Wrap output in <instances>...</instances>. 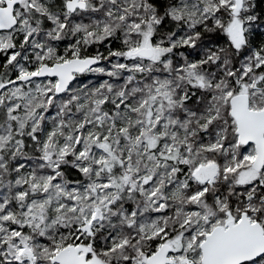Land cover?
Segmentation results:
<instances>
[{
    "label": "rangeland",
    "instance_id": "obj_1",
    "mask_svg": "<svg viewBox=\"0 0 264 264\" xmlns=\"http://www.w3.org/2000/svg\"><path fill=\"white\" fill-rule=\"evenodd\" d=\"M64 1L19 0L13 10L16 25L10 30L0 31V79H7L9 74L15 76L10 81L0 82V264H45V261L57 264L52 263L51 258L68 245H79L90 264H118L120 252L129 245L121 228L128 230V226L135 227L132 237L157 238L158 244L150 253L137 250L125 264H147V257L162 243L172 247L169 255L173 259L172 264L200 263L199 244L212 226L222 225L229 219L237 221L242 213L251 222L256 221L257 209L250 199L255 195L252 191L264 185V166L259 172L251 167L256 155L255 146L253 143L242 145L238 141L232 118L234 141L226 142L221 128H216L212 139H207V123L217 116L220 106L234 92L222 90L218 95L212 93L215 100L209 103L202 129H189V135H203L204 142L199 140L192 145L186 139H180L177 133L184 135L187 125L181 124L178 116L174 115L177 101L189 99L198 92L197 89L206 88L213 80L212 76L204 73L208 71L202 72L197 68L196 63L199 65L201 58L194 57L178 68L177 80L186 81L189 90L181 89L177 97L178 84H171L174 77L170 72L173 45H165L154 36L156 17L148 7V0H84L87 8L83 11L93 12L94 19L102 5L103 8L106 3L109 5L104 18L100 17L88 30L79 26L72 13L64 9ZM169 1L171 16L181 26L194 25L195 14L203 19L213 17L215 24L222 21L223 30L233 45L237 48L242 46L249 18L248 0H244L236 14L233 13L234 0ZM4 2L0 0V6ZM112 16L122 19L128 35L134 36L127 44L126 50L131 52L129 56L114 57L106 67L100 56L94 54L96 63L83 72V76L75 74L61 94L54 92L56 78L18 80L23 75L36 72L42 64L85 57L79 41L94 33L106 32L104 37L113 35L108 24ZM70 21L77 28L73 42L67 29ZM42 34L50 37L49 43ZM188 39L189 34L177 35L176 43L185 44ZM141 47L152 48L153 56L148 59L137 56L134 52ZM263 60L255 53L253 72L262 68ZM239 70L244 77L235 75ZM113 72H121L126 80L141 82L145 86L146 96L138 107L126 102L124 87L114 93L107 86L106 93L92 95L90 87L96 84V76ZM226 72L231 73V70L223 73ZM249 72H252L250 63L242 61L238 64L232 72L234 84L240 93L249 95L250 108L262 109L264 87L259 86V76ZM147 74L149 81L143 80ZM92 97L94 99L90 101ZM106 97L112 100L108 104H116L117 107L114 118L109 120L100 107ZM185 109L189 110L188 107ZM129 122L138 123V133L135 129L132 131ZM141 133L158 136L163 143L162 148L156 141L145 142L139 159L136 152L138 143H135L129 157L124 152V145L128 150ZM29 135L36 139L34 156L23 154L24 146L19 138ZM216 149L222 152L223 165L218 167L215 180L228 182L229 179L232 186H244V192L242 187L237 188V192L243 194L244 205L239 209H228L222 203L226 209L218 217L217 204L213 206L205 202L206 182L192 191L190 199L195 207L185 209L181 204L176 206L174 199L185 194L191 181L195 180L194 170L200 165L217 164L204 155L199 159L197 153ZM169 150L177 152V155H167ZM109 155L118 161L119 168L125 163L123 177L127 179L119 186L109 182L108 176L101 172ZM134 156L138 160L134 161ZM167 156L173 161H169ZM66 158H70L74 168L84 174L81 180L68 182L62 177L58 166ZM213 195L218 200V194ZM171 210L183 212L173 234L162 222ZM81 226L85 228L82 230ZM98 231L106 232L101 243L94 237ZM112 256L113 263L110 262ZM247 263L264 264V254Z\"/></svg>",
    "mask_w": 264,
    "mask_h": 264
},
{
    "label": "trees",
    "instance_id": "obj_2",
    "mask_svg": "<svg viewBox=\"0 0 264 264\" xmlns=\"http://www.w3.org/2000/svg\"><path fill=\"white\" fill-rule=\"evenodd\" d=\"M169 2V0L147 1L148 7L153 10V13L156 17L155 26L153 28L154 36L164 42L165 45H167L168 43H171L173 45L171 54V65L173 66H170V72L171 76L174 77V81H172L171 84H178V87L176 88V96L178 97L180 95L179 93L181 92V89H186L187 91L189 90L186 81L181 82L177 80L179 77H177L176 73L180 70H178V68L191 61V59H194V57H200L202 60L199 65L196 63L197 68H200L202 72H204L205 70L208 71L204 73L213 77V80L210 81V85L201 90L197 89V93L193 94L189 99L183 100L186 102L177 101L178 107L176 106L174 111V115L178 116L179 122L181 124L184 123L187 125V131H185V134L180 135L179 133H177L178 137L180 139H186L190 144L195 145L199 140L200 142H204L205 138L203 135L198 133L190 132L191 135H189V129H202L203 123H205L206 121L205 115L207 114L209 103L215 100L214 95L221 94L222 90H231L232 92H234V94L240 93L239 88L235 86L233 79L235 75L238 76L240 74L242 77H244L245 75L241 74V70L237 71L235 75L232 74L233 70H235L237 65L240 64L242 61L248 62L250 63V68L253 72V62L255 60V53L259 54L260 57L264 59V0L247 1V13L249 14V18L246 22L247 30L245 32L244 42L240 48L235 47L225 34L223 30V25H221L222 21L218 20L217 24H215V19L213 17L203 19L202 16H198L197 14H195L194 25H192L191 27L181 26L180 22L176 21L171 16V11H169ZM56 8H58V6ZM59 8L61 9V5H59ZM108 8V3H106L104 8L102 5L100 7V10L97 11L94 15L95 19L92 17L94 13H86L83 11L85 9L76 10L74 13L79 12L78 15L74 13L70 14L72 18L76 20L79 26H82V28L88 30V28L93 26L100 17L104 18V13ZM233 13L236 14L238 13V11L235 12L233 8ZM199 18H201L202 20L200 21ZM108 24L109 29L113 32V35L104 37L107 34L106 32L94 33L88 35L86 40L79 41V43L82 45V55L86 57L98 54V56H100V59H102V64L106 65V67H109L108 63H111L114 57L122 58L123 56H128V51L126 50L127 44L131 38H134V36L128 35L127 31L125 30L123 20L119 17L112 16L110 19H108ZM67 29L70 31L71 42L75 41L77 34V28L75 26V23L72 21L68 22ZM185 34H189V39L187 40V42H185V44H177V35L184 36ZM42 37L47 43L50 42V37H46L44 34H42ZM261 67L262 68H259L253 72L255 76H259L258 82L260 88L264 87V60L261 64ZM227 69H230L231 73H223ZM161 72H164V69H161ZM252 72H249V74L252 75ZM79 75L83 76V73H80ZM148 75L149 74H147V76L144 77L143 80L147 79L149 81L150 78H147ZM135 76L139 77L136 74ZM14 77L15 76L9 74L8 78L5 80L10 81ZM96 78V84L90 87L93 96H95L96 94L106 93L107 86H110L114 93L118 92L121 87H124L126 92V102L130 103L135 107H138L141 100L146 96L145 86L141 82L137 84L128 81L123 78L121 72L117 74L113 72L112 74L107 73L102 74L100 76L97 75ZM105 78L106 80L102 81V83L101 80ZM5 80L0 79V82H4ZM100 83H102V87L99 88ZM93 99L94 97H92L90 101H92ZM111 101V99L106 97L102 101L103 103H101L100 105L107 120H109L110 118H114L115 113L117 111L116 104H108ZM185 107H188L189 110H186ZM257 108H260V106H257ZM230 120L231 117L229 115L228 99V101H226L222 107L220 106V110L217 116L207 123V126L205 127L206 133L208 134L207 139H212L215 129L221 128L225 134V141H234L236 135L233 132V125L230 123ZM129 126L132 128V131L135 129L136 133H138V123L134 125L133 122H129ZM198 129L197 131H199ZM143 134L144 133L137 135L133 146H129L130 148L128 150L126 149L127 145H124V152L129 157L131 156L132 148H135V143H138L136 147V152H138L139 159L140 151L145 142L149 144L151 141H156L157 145L162 148L161 145L163 143L161 139L158 138V136L150 134L153 135V137L152 140L149 141L151 136H147L148 134ZM196 137L197 139L195 140ZM19 138L24 146L25 153L23 154H26V156H31L33 154L34 156L36 154V150L34 149L37 146L36 139L30 137V135L24 137L19 136ZM171 151L173 150H169L170 153L167 155H177V152ZM166 152L167 151L164 150V153ZM201 155H204V158L207 157L209 159L215 160L218 165L215 163H210L207 165L204 164L200 166H208L214 164L217 167L218 173V167L221 168L223 165V156L221 150H206L197 153L199 159L202 157ZM166 158L169 161H173V159L168 156ZM107 160L108 163L101 170V172L103 175L108 176V181L116 183L115 186H119L120 182H126L125 179L127 178L123 177V168L125 167V163H123V166L120 165L119 168L116 164L118 163V161L111 158L110 155ZM136 160L138 159L136 158V156H134V161ZM39 163H42L43 165L46 164L44 161H39ZM58 170L61 172L62 177L68 182L79 181L84 176L83 173L74 168L70 158L62 159V162H60L58 166ZM232 173H230L229 175H231ZM202 175L205 176L207 175V173H202ZM215 177L212 183L208 182V189L204 194V197L206 198L205 202L207 204L210 203L213 206L217 204V216L221 217L226 209L225 207L221 206L222 203H225L228 209H239L241 206L244 205L245 199L242 198L243 194L238 193L237 188L242 187L243 192L246 188H243L244 186L230 185L229 179L228 182H219L218 180H215ZM194 178L195 180L191 181L192 183L186 190L185 194L177 196V198L174 199L176 206L181 204L185 206V209L195 207V204L193 203V200L190 199V196L192 194V191L199 188L202 183L199 182L196 177ZM214 193L218 194V200L215 199V196L213 195ZM252 193H254L255 195L253 198L250 199V201L252 205L255 206L257 209V213L254 218L264 230V199L262 200V196H264V185L256 187V189L252 191ZM170 212L171 213L169 216H164V220L162 222L165 224L166 228L171 231L170 233L173 234V232H175L178 227V223H180L183 217V212H174L173 210H171ZM214 226H212V228ZM121 229L122 233L127 235V241L129 240V245L126 246L125 249L120 252L121 258L118 261V264L129 263V259L127 258H130L132 255L136 254L137 250L150 253L156 248L158 244L157 238L144 239L143 237H140L139 239H136L135 237H132L131 233L133 232V230H135L134 226H128V230H125L123 227ZM105 235L106 232L98 231L94 234V237L98 240L99 243H101ZM48 242H50V239L48 240ZM135 248L136 250H134ZM114 254L117 255V251L114 252ZM113 258L114 256L110 257V262L112 263L114 262ZM45 264L49 263L45 261ZM197 264H200L199 261ZM242 264L248 263L246 262Z\"/></svg>",
    "mask_w": 264,
    "mask_h": 264
},
{
    "label": "water",
    "instance_id": "obj_3",
    "mask_svg": "<svg viewBox=\"0 0 264 264\" xmlns=\"http://www.w3.org/2000/svg\"><path fill=\"white\" fill-rule=\"evenodd\" d=\"M19 0H5L0 6V31L13 28L17 19L13 10ZM244 0H234V11H239ZM87 6L84 0H65L64 9L69 13L83 10ZM144 59L153 56L150 47H141L134 52ZM131 53L128 52L129 56ZM97 61L95 56L83 58L73 57L64 62L42 64L36 72L23 75L20 81H30L41 78H56L55 94L64 92L72 82L75 74L89 70ZM229 115L234 121L238 141L242 144L253 143L256 155L251 163L253 170L259 172L264 166V107L252 109L249 105V95L237 93L229 98ZM202 173H208L203 176ZM217 174L214 164L199 166L193 172L199 182L212 183ZM85 227L81 226L83 230ZM90 234V231L86 232ZM201 264H242L255 260L264 254V230L258 222H251L245 213L237 221L229 219L222 225L214 226L199 244ZM172 247L162 243L147 259V264H172L169 256ZM57 264H90L86 254L81 252L79 245H68L60 249L51 258Z\"/></svg>",
    "mask_w": 264,
    "mask_h": 264
},
{
    "label": "bare ground",
    "instance_id": "obj_4",
    "mask_svg": "<svg viewBox=\"0 0 264 264\" xmlns=\"http://www.w3.org/2000/svg\"><path fill=\"white\" fill-rule=\"evenodd\" d=\"M236 151H237V150H236ZM236 156H237V155H236ZM236 160H237V158H236ZM236 162H237V161H236ZM237 164H238V162H237ZM237 167H238V166H237ZM230 169H231V167H230ZM228 171H229V170H228ZM227 173H228V172H227ZM47 189H48V187H47ZM65 200H66V199H65ZM153 206H154V205H153ZM247 207H248V206H247ZM246 210H249V209L246 208ZM155 211H156V210H155ZM64 212H65V211H64ZM1 214H2V213H1ZM1 214H0V215H1ZM0 218H1V217H0ZM3 221H4V220H3ZM147 229H148V228H147Z\"/></svg>",
    "mask_w": 264,
    "mask_h": 264
}]
</instances>
